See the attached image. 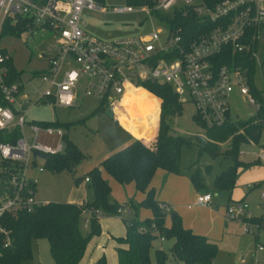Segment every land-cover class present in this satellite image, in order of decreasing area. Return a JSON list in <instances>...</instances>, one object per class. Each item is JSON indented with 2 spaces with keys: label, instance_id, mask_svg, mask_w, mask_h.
<instances>
[{
  "label": "built area",
  "instance_id": "1",
  "mask_svg": "<svg viewBox=\"0 0 264 264\" xmlns=\"http://www.w3.org/2000/svg\"><path fill=\"white\" fill-rule=\"evenodd\" d=\"M137 6L127 3L112 11L141 10L155 18V27L147 33L107 41L83 27L84 10H105L100 0H0V35L6 25L31 32L48 29L56 34L57 43V51L37 74L40 86L34 89L32 101L24 82L22 87L6 82L4 62L9 55L0 52V91L6 101L0 104V132H19L13 140L0 141V217L31 212L47 203L35 199L38 179L27 174L30 167L36 166L38 172L45 169L46 159L33 152L49 156L63 150L64 131L59 126L31 122L32 138H26L23 127L28 105L73 108L83 94L111 106L127 90L145 89L140 83L152 82L170 86L181 103L191 102L194 114L207 127L225 122L230 111L228 97L235 89L256 109L259 107L243 65L233 60L219 64V56L227 46L238 53L252 51L263 32L264 0H220L212 6L203 0H143ZM192 16L197 20L194 26L180 23L188 24ZM251 51L250 56L256 57ZM257 158L264 162V148ZM38 160L42 166H37ZM260 197L264 200V191ZM212 200V192H202L187 206L213 207ZM160 206L169 216V207ZM248 209L246 201L230 202L225 219L238 222L243 234H258L260 224ZM83 214L85 227L92 215L98 220L103 217L98 209L85 208ZM0 236L7 245L8 230L1 224ZM256 249L260 251L263 246L258 243Z\"/></svg>",
  "mask_w": 264,
  "mask_h": 264
},
{
  "label": "trees",
  "instance_id": "2",
  "mask_svg": "<svg viewBox=\"0 0 264 264\" xmlns=\"http://www.w3.org/2000/svg\"><path fill=\"white\" fill-rule=\"evenodd\" d=\"M132 1L138 4L143 2V0ZM203 1L212 6L220 0ZM178 17L180 21L181 18ZM196 22L193 16L188 20V24L180 21L182 25L189 26H194ZM21 32V27L10 28L6 25L0 36L7 33L19 36ZM256 43L257 41L254 45ZM250 51L251 49L245 53H238L231 46H227L223 54L219 56V64L233 60V63L243 65V73L247 78L250 92L259 103L256 113L246 120L231 122L228 112L225 122L213 127H207L196 114L193 115V120L206 139L200 152H207L211 158L221 157L231 160L225 169L215 174L214 190L229 193L232 191L239 169L251 165L250 162L239 159L240 145L249 141L257 143L264 129V89L255 83L256 63L250 56ZM0 52L7 53L5 49H0ZM4 64L8 70L6 82H16L22 87V71L15 67L10 56ZM39 72L35 71L34 74ZM140 85L161 99L158 121L157 107L148 115L147 126L140 140L133 138L125 146L104 157L98 166L87 171L84 178H89L88 187L92 192L90 200L81 204L49 201L31 212L21 211L15 215L5 214L0 217V224L8 230L9 236L7 245L0 236V264H22L31 259L33 240L39 238L47 239L55 264H88L85 259L91 252L93 253L94 248H97L96 239L102 234V227L96 216L92 215L89 218L88 230L83 232L81 229L84 220L83 209H98L103 215L113 216L119 215L124 207L130 211L129 218L124 219V234L108 235V242H113L116 264H151L150 248L156 237L173 240L170 253L182 264H212L218 253V245L206 236L185 228L177 215L171 218L170 225H166L168 213L160 206V202L155 198L154 189L150 186L151 178L157 169L184 174L180 166L181 149L182 146L190 144V139L174 134L171 128V121L182 113L183 105L173 89L166 84L141 82ZM0 104H6L1 91ZM104 106L105 104L100 102L99 109ZM35 123L40 126L61 128L67 126L57 121H36ZM18 136L19 132L16 129L9 133L0 132V141L13 140ZM62 142L63 150L49 155L44 166L56 173L61 170L73 173L85 155L65 133H63ZM223 144L225 145L222 146ZM211 167V164L206 165V172H209ZM200 169L196 167L189 173H185L189 175L197 190L204 189L208 192ZM102 170L120 184L133 182L137 191L145 193L143 200L136 202L134 199H129L119 203L111 199V187L103 177ZM78 181V178L74 180V182ZM257 185H264V181ZM230 196L231 194H229V203L234 202L235 200H231ZM244 200L242 198L237 201ZM140 207L148 208L151 211V217L140 219L138 214ZM252 218L259 222V229H264V210L260 216ZM106 245L107 242L102 246ZM166 258L165 251L160 248L155 250L156 264H165ZM89 264H108V261L105 254L101 252Z\"/></svg>",
  "mask_w": 264,
  "mask_h": 264
},
{
  "label": "rangeland",
  "instance_id": "3",
  "mask_svg": "<svg viewBox=\"0 0 264 264\" xmlns=\"http://www.w3.org/2000/svg\"><path fill=\"white\" fill-rule=\"evenodd\" d=\"M100 3L105 6L104 11L84 10L82 14L85 21L84 29L95 37L111 41L147 33L155 27V18L141 10L132 12L112 11L113 7L125 6L127 3L138 7L139 4L132 0H100ZM168 16L172 15L168 14L162 17L166 18ZM56 45V34L48 29H33L32 32L24 30L19 36L8 33L0 36V49H5L15 67L22 71L21 78L31 101L35 96L34 89L40 86V79L34 72L40 71L45 66L47 58L57 51ZM253 51L256 53V57H253L256 63L254 80L258 87L264 89L263 32L257 43L253 45L251 52ZM43 55L45 56L43 57ZM153 95L144 89H130L114 102V106L105 104L102 109H99L100 101L98 99L83 94L77 99L73 108L52 107L45 103L28 105L27 122L23 127L26 138H32L29 130L31 122L57 121L67 124L63 127L64 133L85 155L73 173L68 170H61L59 173L54 174L46 169L38 172L36 166L30 167L27 173L28 177L38 179L35 199L42 202L66 201V197L74 191L76 185L74 180L77 178L79 180L83 179L87 173L85 170L88 169L89 165L98 166L102 159L108 155L105 153H107L109 147H115V144L123 142L126 131H130L134 136L138 135V138H141L147 126L148 115L161 104V99L154 95L156 99ZM228 102L230 108L229 120L231 122L246 120L256 113V107L251 105L238 89H235L229 95ZM182 105V113L171 121L174 134L190 139V144L182 146L181 149V169L185 174V172L189 173L196 167H200L204 175L205 186H207L208 191H213V198H215V195L222 190H214L213 178L216 173L225 169L231 163V160L221 157L211 158L207 152H200L201 143L193 136L194 134H202L199 126L193 120L194 105L188 101L182 103ZM263 147L264 129L257 143L249 141L240 145L239 159L251 161L250 163L253 164L256 162L254 159H256L259 150ZM261 163L264 164V162ZM208 164H211L212 167L209 172H206L205 168ZM37 166H42L41 160H38ZM107 179L109 178L107 177ZM123 185L125 186L126 183ZM124 189L126 190V187H123ZM239 189H242V187L239 186L237 189V186H235L234 196L240 193ZM202 192L207 191L203 189L200 193ZM128 197L130 198V196ZM250 201L251 211L258 214L261 211L258 198L252 195ZM219 202L218 205L222 207L223 211L226 199L221 198ZM261 207L264 210V203ZM126 215V211L123 210L122 216L126 217ZM102 221L104 222V219ZM88 227H85L83 223L81 225L83 232H86ZM123 228V223L119 220L117 226L113 228V233H119L123 231ZM257 235L258 238L256 239ZM99 237L96 239L97 243L102 240L101 236ZM172 241L168 238L161 240L160 237L153 240L150 248L151 264H156L155 250L159 248L167 254L165 264H182L170 253ZM217 242L219 252L216 255L214 264H264V229H260L258 234L256 231L243 235L237 232H233L232 235L229 233L224 236L222 241L217 240ZM258 242L263 246L260 251L256 249ZM104 249L108 264H116V261L113 262L115 253L111 243L107 244ZM32 250V258L22 264H55L46 238L33 240ZM98 252H101L99 248H94L93 253L91 252L85 261L89 264Z\"/></svg>",
  "mask_w": 264,
  "mask_h": 264
},
{
  "label": "crops",
  "instance_id": "4",
  "mask_svg": "<svg viewBox=\"0 0 264 264\" xmlns=\"http://www.w3.org/2000/svg\"><path fill=\"white\" fill-rule=\"evenodd\" d=\"M146 91L151 95H153L148 90ZM112 106H114V103L112 104ZM159 109H160V105L157 111V121H158ZM157 126H158V122H157ZM128 133L129 135H127ZM133 138L139 139L138 135L134 136L130 131L129 132L126 131V137H123L124 139L123 142L119 144H115L114 145L115 147L113 146L109 147L107 153L105 154L109 155L112 152L120 149L121 147L131 142ZM257 159L258 158L256 156V159H254L256 161L255 163L244 168L241 167L239 169L235 186H237V189L239 186L242 187V189H239L240 193L237 196L233 195L235 193L234 192L235 186L230 193L227 191L218 192L215 195L216 197L213 198L212 200L213 207L194 205L191 208H189L187 205L194 202L196 196L200 193V191L193 186L189 178V175L186 173L176 174L172 172H166L163 169H157L153 177L151 178L150 186L154 189L156 200L159 201L160 203L167 205L171 211L170 215L166 218V225H170L171 213H174L175 216L177 215L180 217L181 223L185 228L192 230L194 233L206 236L209 240L214 241L217 245H218L217 240L222 241L224 239V236L229 233L230 235H232L233 232H237L243 235L241 231V226L238 222L227 221L225 219V210H226V206L229 204V200H228L229 194H231L230 196L231 200L237 201L243 198L248 202L249 210L253 217H258V215L262 214L263 207L261 206L264 203V200L260 197V194L261 192L264 191V185H257V183L264 181V164L261 163V161H258ZM245 162H251V161H245ZM92 167H94V165L93 166L89 165L88 169H86L85 172H87ZM51 173L56 174V172H52V171ZM102 175L108 181L111 187V193H110L111 199L119 203H124L127 200L134 198L136 202H140L145 197V193L136 190L133 182L127 183L124 186L123 184L118 183L108 173L106 174L104 170H102ZM107 177L109 179H107ZM74 183H76L74 191L71 192L66 197L65 199L66 201L59 200L58 202H70L75 204H81L92 198V192L88 187V181H85V178L80 179L78 182H74ZM123 187H126V190L125 189L123 190ZM36 191L37 190H35V194ZM210 192L213 191L211 190ZM252 195H255V197L258 198V204L261 205L259 207L261 211L258 214H255L254 212L251 211V203H249V201ZM128 196H130V198ZM221 198H223L224 200L226 199V205L223 211H222V207H219L218 205L220 203L219 200ZM123 210H125L127 213L126 217L122 216ZM129 214L130 211L124 207L119 215H113V216L103 215V217L99 220L102 227V234L100 235L102 240L99 243H97V247L99 248V251L105 254V249H104L105 247L102 246L104 242H107V244L111 243L112 249L114 251L113 242L112 241L108 242V235H115V236L123 235L125 232L124 219L129 218L128 217ZM138 214L140 219L148 218L151 217L152 215L151 211L145 207H140L138 210ZM103 219L104 222L102 221ZM119 220H121V222L123 223L124 228L122 229L123 231L115 234L113 233V228L117 226ZM257 238L258 235L256 239ZM164 239L165 238L161 240ZM101 252H98L95 255V257H97ZM218 252H219V246H218ZM115 257L113 259V262L116 261ZM215 258L212 264H214Z\"/></svg>",
  "mask_w": 264,
  "mask_h": 264
},
{
  "label": "water",
  "instance_id": "5",
  "mask_svg": "<svg viewBox=\"0 0 264 264\" xmlns=\"http://www.w3.org/2000/svg\"><path fill=\"white\" fill-rule=\"evenodd\" d=\"M193 136L195 138H198L200 140L201 146L204 144V142L206 140L205 137H204V135H202V134H194ZM33 155L34 156H40V157H42L44 159H47L48 158V155L47 154L40 153L38 151H34L33 152ZM173 217H175V214L174 213H171V218H173Z\"/></svg>",
  "mask_w": 264,
  "mask_h": 264
}]
</instances>
